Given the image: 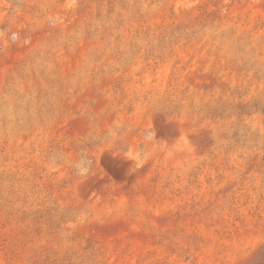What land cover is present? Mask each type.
<instances>
[{
    "label": "rangeland",
    "instance_id": "rangeland-1",
    "mask_svg": "<svg viewBox=\"0 0 264 264\" xmlns=\"http://www.w3.org/2000/svg\"><path fill=\"white\" fill-rule=\"evenodd\" d=\"M0 264H264V0H0Z\"/></svg>",
    "mask_w": 264,
    "mask_h": 264
}]
</instances>
